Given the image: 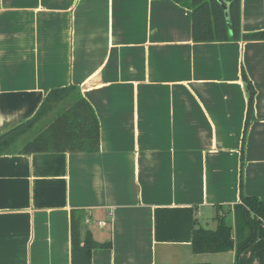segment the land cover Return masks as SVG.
Instances as JSON below:
<instances>
[{"label":"crops","instance_id":"0c3cea01","mask_svg":"<svg viewBox=\"0 0 264 264\" xmlns=\"http://www.w3.org/2000/svg\"><path fill=\"white\" fill-rule=\"evenodd\" d=\"M240 30H264V0H240ZM68 86L99 148L0 152V264H72L73 209L109 243L90 264H264V222L239 255L191 250L193 222L264 200V40L194 42L174 0H0V135Z\"/></svg>","mask_w":264,"mask_h":264},{"label":"trees","instance_id":"16d2710c","mask_svg":"<svg viewBox=\"0 0 264 264\" xmlns=\"http://www.w3.org/2000/svg\"><path fill=\"white\" fill-rule=\"evenodd\" d=\"M190 9L191 38L194 42L226 40H264V30L242 33L240 30V0H226L229 6L228 31L224 12L217 0H174ZM247 89L246 124L252 118L254 89L242 73ZM67 101L68 108L48 116L54 104ZM25 153L38 151L95 152L99 148V127L90 104L74 86L50 90L35 114L8 132L0 135V152L13 148L14 142ZM217 207L213 229L194 226L191 234L193 253H217L235 249L237 255L254 243L257 228L264 222V200L240 193L239 202L233 204V222L219 213ZM83 214L71 210V263L90 264L93 248L108 247L109 243H97L86 232L80 238L79 227ZM209 264V263H194Z\"/></svg>","mask_w":264,"mask_h":264},{"label":"rangeland","instance_id":"374dc122","mask_svg":"<svg viewBox=\"0 0 264 264\" xmlns=\"http://www.w3.org/2000/svg\"><path fill=\"white\" fill-rule=\"evenodd\" d=\"M65 108H68V102L65 100V101H60L59 103L57 104H54L53 108L51 110H49L48 112V116H52L54 114H58L60 113L62 109H65ZM21 143H18L17 141L14 142V144L12 145L13 148H18V147H21ZM221 214H224L226 215V219L228 222H233V208L232 206L229 207V208H225V210L223 208H221L220 212Z\"/></svg>","mask_w":264,"mask_h":264},{"label":"water","instance_id":"95a60500","mask_svg":"<svg viewBox=\"0 0 264 264\" xmlns=\"http://www.w3.org/2000/svg\"><path fill=\"white\" fill-rule=\"evenodd\" d=\"M224 12V16L227 22V27H228V31L231 32V25L229 22V6H228V2L226 0H217Z\"/></svg>","mask_w":264,"mask_h":264}]
</instances>
